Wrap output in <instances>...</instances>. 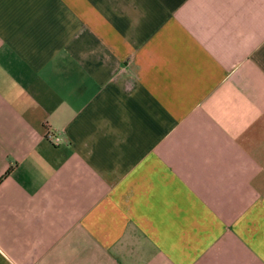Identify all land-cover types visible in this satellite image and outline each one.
<instances>
[{
  "label": "crops",
  "instance_id": "1",
  "mask_svg": "<svg viewBox=\"0 0 264 264\" xmlns=\"http://www.w3.org/2000/svg\"><path fill=\"white\" fill-rule=\"evenodd\" d=\"M0 264H264V0H0Z\"/></svg>",
  "mask_w": 264,
  "mask_h": 264
},
{
  "label": "built area",
  "instance_id": "2",
  "mask_svg": "<svg viewBox=\"0 0 264 264\" xmlns=\"http://www.w3.org/2000/svg\"><path fill=\"white\" fill-rule=\"evenodd\" d=\"M45 137L53 144L58 145L59 143L63 142V138L58 136L57 134L51 132V130L48 129L47 133L45 134Z\"/></svg>",
  "mask_w": 264,
  "mask_h": 264
}]
</instances>
